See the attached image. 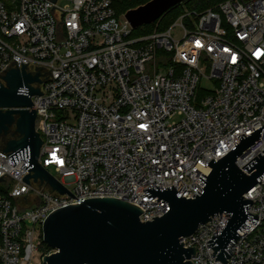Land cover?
Instances as JSON below:
<instances>
[{
    "label": "built area",
    "instance_id": "1",
    "mask_svg": "<svg viewBox=\"0 0 264 264\" xmlns=\"http://www.w3.org/2000/svg\"><path fill=\"white\" fill-rule=\"evenodd\" d=\"M115 1L0 0V73L14 59L20 69L22 62L53 69L43 84L49 94L33 97L45 142L39 163L82 202L116 198L140 208L146 223L171 206L151 200L145 189L173 186L179 197L196 198L211 161L263 127L264 0H227L135 39ZM204 79L217 82L216 91L202 95ZM263 151L264 131L238 167ZM28 165L24 159L14 166L0 151L2 264H47L44 258L58 251H43L46 220L82 204L23 181ZM261 181L245 195L254 202L247 212L258 220L238 231L228 264H264ZM228 219L215 216L182 240L195 249L187 261L225 264L208 242Z\"/></svg>",
    "mask_w": 264,
    "mask_h": 264
},
{
    "label": "water",
    "instance_id": "2",
    "mask_svg": "<svg viewBox=\"0 0 264 264\" xmlns=\"http://www.w3.org/2000/svg\"><path fill=\"white\" fill-rule=\"evenodd\" d=\"M56 1V0H55ZM186 0H152L131 9L125 18L134 30L158 22L169 10ZM54 78L53 69L14 59L0 73V151L16 166L26 159L28 175L23 181L40 192L49 191L59 198L77 199L39 163L45 142L36 129V95H45L44 82ZM13 129L15 132H13ZM255 130V129H254ZM264 125L249 136L239 137L236 145L218 162L211 161L212 172L200 177L194 199L179 197L173 186L161 191L149 187L154 201L169 202L171 210L154 221L142 223L140 208L116 198H94L82 204L69 205L52 213L44 224V241L58 252L46 256L47 264H192L195 249H185L182 240L197 229L225 213L230 220L220 235L208 242L217 260L228 264L232 247L244 232L258 220L247 209L254 204L245 195L264 177V151L240 169L237 161L261 138ZM17 134V137H15ZM156 183V181H155ZM216 260V261H217Z\"/></svg>",
    "mask_w": 264,
    "mask_h": 264
},
{
    "label": "trees",
    "instance_id": "3",
    "mask_svg": "<svg viewBox=\"0 0 264 264\" xmlns=\"http://www.w3.org/2000/svg\"><path fill=\"white\" fill-rule=\"evenodd\" d=\"M152 0H116L114 2V8L116 10L117 15H119L118 8L122 14H125L127 11L137 8L139 6L145 5ZM227 0H186L181 5H178L175 8L169 10L157 23H156V30L157 31H167L166 22L167 19L172 21H177L181 17L187 15L188 13H203L209 9L216 8L221 3ZM135 34V31L132 33L131 36ZM1 188V187H0ZM4 193H7L6 190H2ZM2 245V236L0 232V246ZM46 249L51 250L48 245H46ZM0 264H2L0 262Z\"/></svg>",
    "mask_w": 264,
    "mask_h": 264
},
{
    "label": "rangeland",
    "instance_id": "4",
    "mask_svg": "<svg viewBox=\"0 0 264 264\" xmlns=\"http://www.w3.org/2000/svg\"><path fill=\"white\" fill-rule=\"evenodd\" d=\"M68 4V0H59V5L60 6H64ZM118 12H119V17H122L124 16L125 14H122L121 11H120V8H118ZM182 18V17H181ZM180 18V19H181ZM180 19H178L176 22L175 21H172V20H169L167 19V22L165 23L167 26L166 28L164 29H170L172 28ZM135 31V34L133 36H131L132 39H135V38H140V37H143V36H147V35H150L152 33H155L156 32V23L154 24H151V25H145V26H142L140 27L139 29L137 30H134ZM162 31V30H160ZM174 34L176 37L178 38H181V32H180V28L178 27H175L174 28ZM218 88V83L215 82L214 80H208V79H204L201 83V93L202 95H206L210 92H214L216 91V89ZM205 91V92H204ZM44 252L48 253L49 250L44 248L43 249Z\"/></svg>",
    "mask_w": 264,
    "mask_h": 264
},
{
    "label": "flooded vegetation",
    "instance_id": "5",
    "mask_svg": "<svg viewBox=\"0 0 264 264\" xmlns=\"http://www.w3.org/2000/svg\"><path fill=\"white\" fill-rule=\"evenodd\" d=\"M13 132H15V130L13 129ZM16 136L15 137H17V134H15Z\"/></svg>",
    "mask_w": 264,
    "mask_h": 264
}]
</instances>
